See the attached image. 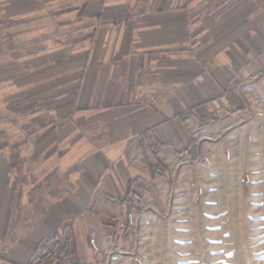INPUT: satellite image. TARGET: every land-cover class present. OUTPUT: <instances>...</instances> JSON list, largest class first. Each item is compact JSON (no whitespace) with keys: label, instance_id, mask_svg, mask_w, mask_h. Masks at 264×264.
Segmentation results:
<instances>
[{"label":"crops","instance_id":"obj_1","mask_svg":"<svg viewBox=\"0 0 264 264\" xmlns=\"http://www.w3.org/2000/svg\"><path fill=\"white\" fill-rule=\"evenodd\" d=\"M261 116L264 0H0V264L119 262Z\"/></svg>","mask_w":264,"mask_h":264},{"label":"rangeland","instance_id":"obj_2","mask_svg":"<svg viewBox=\"0 0 264 264\" xmlns=\"http://www.w3.org/2000/svg\"><path fill=\"white\" fill-rule=\"evenodd\" d=\"M222 138L169 208L141 216L113 264H264V116Z\"/></svg>","mask_w":264,"mask_h":264},{"label":"trees","instance_id":"obj_3","mask_svg":"<svg viewBox=\"0 0 264 264\" xmlns=\"http://www.w3.org/2000/svg\"><path fill=\"white\" fill-rule=\"evenodd\" d=\"M213 120H216V118H213ZM150 167L153 169V171H158V170H160L159 169V165H157V164H154V163H150ZM161 171V170H160ZM60 251L61 252H59V253H55L54 251H45L44 253H43V257L45 258V259H42V260H44V261H46L47 263H49V264H55L56 262H57V259L59 258H63V257H71L72 255H73V251L71 252L70 250H68V249H64V248H61L60 249ZM56 256H58V258L56 257ZM58 259V260H59ZM59 262H60V260H59ZM74 264H80V262H78V261H75V262H73Z\"/></svg>","mask_w":264,"mask_h":264},{"label":"built area","instance_id":"obj_4","mask_svg":"<svg viewBox=\"0 0 264 264\" xmlns=\"http://www.w3.org/2000/svg\"><path fill=\"white\" fill-rule=\"evenodd\" d=\"M228 156H230V153H228ZM211 160H212L211 158H209V157H205L203 161H204L205 163H210ZM130 218H131V217H130ZM132 218H133V217H132ZM59 260H60V264H62V263H63V264H73V263H72V260H71L70 258H68V257H63V258H60ZM137 260H138V259H137Z\"/></svg>","mask_w":264,"mask_h":264}]
</instances>
